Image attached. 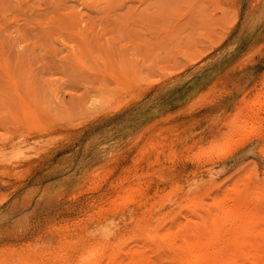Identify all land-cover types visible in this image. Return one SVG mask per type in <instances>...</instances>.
<instances>
[{"label": "rangeland", "instance_id": "obj_1", "mask_svg": "<svg viewBox=\"0 0 264 264\" xmlns=\"http://www.w3.org/2000/svg\"><path fill=\"white\" fill-rule=\"evenodd\" d=\"M263 91L264 0H0V155L17 157L0 165V264L122 260L142 245L168 261L147 227L103 228L128 221L111 217L130 206L131 183L137 196L185 162L243 187L264 168V136L238 151L264 124ZM189 195L175 205L182 222Z\"/></svg>", "mask_w": 264, "mask_h": 264}, {"label": "bare ground", "instance_id": "obj_2", "mask_svg": "<svg viewBox=\"0 0 264 264\" xmlns=\"http://www.w3.org/2000/svg\"><path fill=\"white\" fill-rule=\"evenodd\" d=\"M194 99L195 98H193V100ZM256 102L258 101L256 100ZM255 107H258V106H255ZM257 109L259 110V108ZM260 109L262 108L260 107ZM261 113L258 112L256 114H259L260 116ZM238 114L243 115L244 113H238ZM245 115L247 117L246 113ZM245 115H243V117ZM253 116H256L254 117L255 119L259 118L257 117V115H253ZM234 117L236 116L234 115ZM239 118H242V117H239ZM248 118L250 119V117ZM262 118H259V119H262ZM249 119L247 120L248 122L251 120L254 121L253 119L251 120ZM262 120L264 121V118ZM257 122L258 120L254 121L250 126L248 125L247 126L254 128ZM233 123H236V122H233ZM263 125L264 124L257 125V128H255V130H251L250 132L247 131V132L241 133V136L243 134V137L239 139L240 140L239 142L237 141L240 146L238 147L240 148L238 150L239 152H243V150H245V147L248 144L253 142L254 137H256L257 139L256 141L263 138L264 136V128H263L264 126ZM242 126H244V124ZM247 126L246 128H248ZM214 127L216 128L215 131L217 133H220L221 131L226 132L225 130H223V127H225L224 124H220ZM236 127L232 126L231 128L233 129ZM235 134L233 135L239 136ZM228 137L230 138L231 136H226L225 139H227ZM225 139H224L223 144L225 143ZM233 139L235 138H232V140L230 139L228 140L230 142H235L233 141ZM230 142L228 143L231 144ZM262 144H264V142ZM231 145H227V147L230 149L229 146ZM235 145L236 143L234 144V147H236ZM223 148H224V145H223ZM22 149L23 148H21V152H22ZM28 149L30 150V148ZM28 149H25V150H28ZM263 149H264V145H263ZM230 150H232V151H229L231 153L237 152V149L236 150L230 149ZM259 150L261 151V149ZM17 151L18 149L16 150V152ZM207 151L209 150L207 149ZM262 152H264V150H262ZM13 153L14 152L12 151V154ZM16 154L18 155L19 152H17ZM207 154H210V153H207ZM13 155L15 156V153ZM16 159L17 157L10 156L4 152L0 155V165L1 166L2 165H7V166L12 165ZM110 163L113 164V159H110ZM188 163L190 164L189 161ZM254 166L256 165L254 164ZM201 167L202 166H199L196 170H192L187 173L186 171L187 162H185L184 166H178L175 168V170L178 172H175L174 170L173 173H171V175L169 176L164 175V176L157 177V179L155 180L156 184L153 180L150 181V186L147 189H143V191L139 192L137 196L134 195V192L137 191V190L135 191L136 187L133 188L134 191L130 190L131 184H132L131 183L130 187L126 190L127 192L125 191V193H128V195H130V200L132 201L131 204H129L130 206L128 207L126 206L124 208L123 207L118 208L115 214L111 217L112 219L118 218L121 220H125L127 218L128 221L125 222V224L122 225V227L120 228L110 227V225H108L107 227L108 231L107 229L103 228V231H102L103 233L105 230L106 232L109 233V234L107 233L108 235L112 234L113 236H115L123 231L122 230L123 227L126 229H129V228L133 229L134 226L132 225V223L137 224L136 227L137 226L147 227L148 230L151 231L150 233L154 231L155 238L159 239L157 240V245H160V247L163 246L164 248L168 250L169 252L167 256L168 261H165V260H163V262L151 261L150 256L148 257L146 254V251L144 250L145 247L142 245V247L132 246L131 248H128L125 251H123L125 253L126 258L122 260H120V258H117L115 256H114L115 258H110V260L106 259L107 261L101 260L98 257L96 260L94 259L93 261L87 263V261L84 262L83 259L79 258L77 260H72L70 257L69 258L70 261L65 260L64 263L50 261L49 264H264V168L263 166L256 167L252 171V173L247 177V179H244V180H247L246 182L241 181V182H244L243 187H239L241 185L240 184L235 187L233 186L234 188L232 187L231 189L230 188L224 189L223 187L225 185L221 186L223 183H222V180H220L221 173L219 171L214 172L213 173L214 175L212 176V178L209 179L211 175L210 176L207 175L208 174L207 168H205V170H202ZM179 172H183V173L180 174ZM109 176H110L109 174H106L103 177V180H96L100 188L102 187V185H105L107 179H109ZM139 179H141V177L135 180L139 181ZM104 181L105 183H103ZM97 184H95L94 186L97 187L96 186ZM119 186L121 187L122 185H119ZM172 187L175 188L174 193L171 196L166 195L168 197L162 198L161 192L167 188H172ZM213 189L218 190L217 195L211 193ZM186 191L190 193L189 202L192 204L193 208H191V211H189L190 215L188 216V220H187V215L185 214L184 215L185 222L184 221L182 222V221H179V219L181 216L183 217L184 210L175 205L178 199L181 197V195ZM120 192L122 191H119L117 195H115V197L117 198L122 197ZM208 193L210 194L205 195ZM117 198H114V200L115 199L117 200ZM207 198L212 200L211 204L209 203ZM103 199L104 198H102V200ZM154 200L155 202L153 203V210H154L153 216H154L155 221L148 222V220H146L147 218H149L148 215H149L150 209L148 210V206ZM110 202H113V199ZM210 206H213V208L208 209V207ZM137 215H143V218L140 222L138 221L137 223H135L132 220H135V216ZM130 219L131 221H129ZM104 221L105 220L102 221V226H105ZM109 223L113 224V222H109ZM109 223L107 222L106 224H109ZM169 223H171V226L170 228H168V231H167L166 229ZM95 227L97 228V226ZM96 228L93 229L94 234L95 233L98 234L100 232V228L99 229L97 228L98 232H96ZM164 231H166L165 234H164ZM104 244L107 246L108 243L106 242ZM70 248L72 249V246ZM112 249H113V252H115L114 248Z\"/></svg>", "mask_w": 264, "mask_h": 264}]
</instances>
